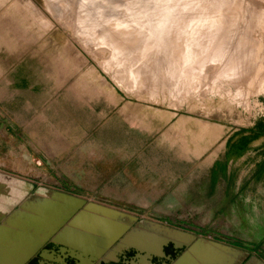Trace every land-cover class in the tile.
<instances>
[{"label": "crops", "instance_id": "1", "mask_svg": "<svg viewBox=\"0 0 264 264\" xmlns=\"http://www.w3.org/2000/svg\"><path fill=\"white\" fill-rule=\"evenodd\" d=\"M45 11L39 0H0V264L100 256L118 238L107 243L117 216L129 218L122 231L170 228L154 216L197 228L188 241L202 261L188 264H264V229L242 238L221 224L238 210L250 226L264 209V130L179 122L158 141H183L149 145L138 104L99 69L76 68Z\"/></svg>", "mask_w": 264, "mask_h": 264}, {"label": "rangeland", "instance_id": "2", "mask_svg": "<svg viewBox=\"0 0 264 264\" xmlns=\"http://www.w3.org/2000/svg\"><path fill=\"white\" fill-rule=\"evenodd\" d=\"M39 2L43 11L50 14L54 32H58V48L74 49L76 68L85 64L99 69L107 84L116 86L124 100L138 104L141 120H148L149 128L154 130V135L148 138L149 145L167 146L171 140L183 141L185 137L158 141L167 130L177 128L179 122L187 130L197 129L201 124L204 130L218 129L221 134L251 127L264 119V0H191L189 4L182 0ZM195 7L212 9L210 12L215 15L211 13L210 17L215 19L208 20L205 23L208 26L199 24L189 34L187 28ZM164 15L168 16L167 26L170 25V33L166 34L162 29L165 25H161ZM40 17L49 22L47 16ZM181 29L184 32L178 37L175 33ZM263 168L264 165L259 167L260 171ZM260 193L264 195L263 187ZM259 212H252L258 223L248 226L237 216L242 212L231 211L232 216L221 223L225 225L222 226L225 235L243 238L250 231L264 229V209L261 215ZM221 213L222 210L218 214ZM148 218L179 224V217ZM128 220L126 216H117L115 222ZM153 244L147 245L149 251L133 264H151L150 251L157 248V237Z\"/></svg>", "mask_w": 264, "mask_h": 264}, {"label": "flooded vegetation", "instance_id": "3", "mask_svg": "<svg viewBox=\"0 0 264 264\" xmlns=\"http://www.w3.org/2000/svg\"><path fill=\"white\" fill-rule=\"evenodd\" d=\"M140 218V217H139ZM136 223L130 225L122 231V233L118 236L117 240L112 243L106 250L101 252L100 256H76L75 254H69L67 258L64 260H58L57 257L53 258L54 262L52 264H133L135 261H139L140 255L145 254L147 248L145 245L140 246H125L120 241L121 239L136 225ZM171 235L175 237L189 239L191 235H199L198 229L187 226H180L169 224ZM149 224L144 222L143 225H140L138 228L143 232H147ZM150 233V232H149ZM161 234L155 233L152 237L149 238V246H153V241L157 237L159 238ZM150 239H153L152 241ZM47 247H52V244H46ZM154 248V247H153ZM183 250V249H182ZM181 247L175 246L174 243H168L161 247V249L154 248L150 251L151 257H149L151 264H173L174 260L179 256L182 252ZM144 252V253H143ZM41 254L39 255V257ZM62 259V257H60ZM39 258L35 257L30 259L26 264H37ZM91 260V261H89ZM63 261V262H62ZM141 263V262H140ZM138 264V263H135Z\"/></svg>", "mask_w": 264, "mask_h": 264}, {"label": "water", "instance_id": "4", "mask_svg": "<svg viewBox=\"0 0 264 264\" xmlns=\"http://www.w3.org/2000/svg\"><path fill=\"white\" fill-rule=\"evenodd\" d=\"M106 209V208H105ZM72 223V222H71ZM139 225H143V223H139ZM126 224L122 223L120 228H117L115 231L111 232L112 236H110L107 240V243L114 241L121 233L122 229L125 228ZM155 228V232H141V229L138 228H133L131 229L122 239L121 243L125 246H130V245H135V246H140V245H145L147 246L149 243V238L150 236H153L152 234L154 233H160L161 235L159 236V244L157 245L158 249H161V247L165 244L168 243H174L175 246L181 247V254L177 256V258L174 260L173 264H188V262L191 260L194 262V257L198 258L199 262L201 263V253L198 251V243L199 242H192L190 243L188 240L189 239H183L180 237H175L174 235H171V231L169 227H151L150 229ZM76 252V256H79L78 253H80L82 256H86L84 252ZM92 256V255H91ZM94 256V255H93ZM201 260V261H200ZM91 261V260H89ZM90 264V263H87Z\"/></svg>", "mask_w": 264, "mask_h": 264}, {"label": "bare ground", "instance_id": "5", "mask_svg": "<svg viewBox=\"0 0 264 264\" xmlns=\"http://www.w3.org/2000/svg\"><path fill=\"white\" fill-rule=\"evenodd\" d=\"M182 2L183 3H187V4H189V2H191V0H182ZM82 8V7H81ZM220 8V7H219ZM236 9V8H235ZM195 10H196V12H195V14H194V16L192 17V19H191V23H190V25H189V27L187 28V33H192V32H194V30H195V28L200 24H204V26L206 25L205 23H207V21L209 20V21H211V20H213V19H215V17H213V19L210 17V15H211V13H212V11L210 12V10H212V9H210V10H207V8H206V10L204 9H197L196 7H195ZM215 10H216V8H215ZM228 10V9H227ZM218 11V10H217ZM214 12H216V11H214ZM212 14H214V13H212ZM215 15V14H214ZM217 15V14H216ZM219 16H222V15H219ZM223 17V16H222ZM221 17V20L223 19L224 20V18H222ZM217 18H218V16H217ZM216 18V19H217ZM211 19V20H210ZM228 19V18H227ZM222 20V21H223ZM229 20V19H228ZM209 21H208V23H209ZM220 21V20H219ZM152 23V22H151ZM167 23H168V16H165L164 15V17H163V20H162V23H161V25L162 26H164L165 25V29L164 28H162L163 30H164V33L166 32V33H170V25L169 26H167ZM214 23V22H213ZM209 25V24H208ZM208 25H206V26H208ZM222 24H220L219 26H221ZM225 26V25H224ZM212 27H213V25H212ZM212 27H211V29H212ZM204 28H206V27H204ZM207 28H209V27H207ZM185 29V28H184ZM184 29H183V31H182V29L181 30H179L178 31V33L176 32L175 33V35H177L178 37L179 36H181L182 34H183V32H184ZM201 29V28H200ZM203 29V28H202ZM201 29V30H202ZM153 30V29H152ZM186 30V29H185ZM154 31H155V28H154ZM212 31H213V29H212ZM115 32V31H114ZM153 33V32H152ZM154 33H156V32H154ZM165 33V34H166ZM220 34V33H219ZM156 35V34H155ZM192 35V34H191ZM216 35V34H215ZM195 36V35H194ZM222 36V35H221ZM161 37V36H160ZM205 37H208L207 36V34H206V36ZM216 37V36H215ZM156 38H158V37H156ZM213 38H214V35H213ZM216 38H219V37H216ZM207 39H209V37L207 38ZM224 39V38H223ZM147 40V39H146ZM205 40V39H204ZM217 40V39H216ZM220 40V39H219ZM142 41H144V40H142ZM154 42V41H153ZM220 42V41H219ZM145 43H147V42H145ZM147 44H150V42L149 43H147ZM224 44V43H223ZM148 46V45H147ZM222 46V45H221ZM228 46V45H227ZM143 47H144V45H143ZM210 47V46H209ZM209 47H208V49H209ZM215 48V47H214ZM213 48V49H214ZM219 48H220V46H219ZM223 48V47H222ZM142 49V48H141ZM212 49V50H213ZM216 50H217V48H215ZM214 49V50H215ZM210 50V49H209ZM215 50V51H216ZM221 50V49H220ZM220 50H217V51H220ZM224 50V49H223ZM215 51H214V53H215ZM218 54V53H217ZM231 54H234V53H231ZM237 54L238 53H236V55L234 54V56H237ZM225 55V54H224ZM228 55V53L226 54V56ZM226 56H224L225 58H226ZM197 57V56H196ZM229 57H231V56H229ZM239 57V56H238ZM238 57H236V59H239ZM205 58V57H204ZM234 58V57H233ZM224 59V58H223ZM203 61V60H202ZM225 61V60H224ZM229 62H230V60H229ZM228 63V62H227ZM230 64V63H229ZM232 64V63H231Z\"/></svg>", "mask_w": 264, "mask_h": 264}, {"label": "trees", "instance_id": "6", "mask_svg": "<svg viewBox=\"0 0 264 264\" xmlns=\"http://www.w3.org/2000/svg\"><path fill=\"white\" fill-rule=\"evenodd\" d=\"M256 127L260 130H264V119L257 120Z\"/></svg>", "mask_w": 264, "mask_h": 264}]
</instances>
